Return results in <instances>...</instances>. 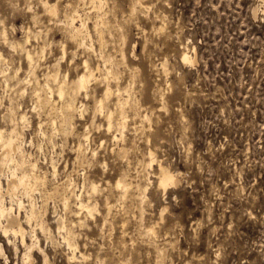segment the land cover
<instances>
[{
	"label": "clouds",
	"instance_id": "1",
	"mask_svg": "<svg viewBox=\"0 0 264 264\" xmlns=\"http://www.w3.org/2000/svg\"><path fill=\"white\" fill-rule=\"evenodd\" d=\"M0 264H264V0H0Z\"/></svg>",
	"mask_w": 264,
	"mask_h": 264
},
{
	"label": "rangeland",
	"instance_id": "2",
	"mask_svg": "<svg viewBox=\"0 0 264 264\" xmlns=\"http://www.w3.org/2000/svg\"><path fill=\"white\" fill-rule=\"evenodd\" d=\"M184 198L186 201V207L183 208L182 211H187L189 208H191L192 210H195V196H194V194L189 193Z\"/></svg>",
	"mask_w": 264,
	"mask_h": 264
}]
</instances>
